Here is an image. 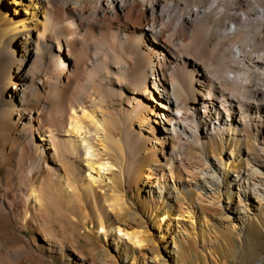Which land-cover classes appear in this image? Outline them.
I'll return each instance as SVG.
<instances>
[{"label":"bare ground","instance_id":"obj_1","mask_svg":"<svg viewBox=\"0 0 264 264\" xmlns=\"http://www.w3.org/2000/svg\"><path fill=\"white\" fill-rule=\"evenodd\" d=\"M117 97L127 102L115 119L105 108ZM0 101V264H57L47 257L65 247L83 258L43 218L57 193L44 183L70 194L69 168L95 209L112 197L95 222L108 246L93 257L177 264L155 235L176 243L185 227L165 214L153 232L116 182L103 184L114 166L94 139L122 157L119 125L137 150L162 140L165 160L146 175L153 216L196 188L234 230L247 229L253 210L264 218V0H0Z\"/></svg>","mask_w":264,"mask_h":264},{"label":"rangeland","instance_id":"obj_2","mask_svg":"<svg viewBox=\"0 0 264 264\" xmlns=\"http://www.w3.org/2000/svg\"><path fill=\"white\" fill-rule=\"evenodd\" d=\"M18 6L23 9L21 4H18ZM46 78L47 76L44 73L38 76V80L41 83H45V86L48 88L49 85ZM126 99L127 97L114 98L111 101V104L113 103L112 107L110 109L106 107L105 109L111 110L116 119V109L117 111H121L127 102ZM106 102H109V100H106ZM1 108L2 102L0 101V111ZM111 121L116 126V120L113 118ZM119 127L120 125L118 126L119 134L117 139L123 153L122 157L116 153L104 136L98 135L97 139H94V142L102 150L104 160L111 161L114 166L111 170L105 171L106 178L103 184L106 185V188H110L112 181L116 182L120 186V193L123 195L127 194L129 202H134V206L146 216L149 221V228L153 232L156 233L152 229V225H154V222L163 221L162 219H164L165 214L169 218H166L163 222H171L172 225L179 222L181 228L185 227V233L175 236L174 240L176 243H173L172 238L161 240L158 234L155 235V241L161 245V250L169 254L174 263L264 264V218L257 211H252L248 227L244 232L240 228L234 230L233 226L229 227L227 224L219 223V218L223 215V210L220 207H216L213 202L204 201V199L202 202H199L196 188H193V191L182 188L181 191L187 194V199H184V197L179 198V200L177 198L171 199V204H167L166 208L158 216H153L152 212L156 209L157 205L150 202L146 194V184L155 178L154 176L148 178L146 175L148 173L154 175L153 164L156 160L159 158L165 160L162 153V140L157 141V148L149 144L152 140H144L141 148H139L140 150H137L135 147L132 148V146L125 144L122 140V133H120L121 129ZM103 139L105 140L103 141ZM186 149L192 150L191 147ZM106 150H109V152ZM210 154H212L211 150ZM122 161L126 164L129 172H125L122 169ZM66 173L68 176L64 181H68L71 185L70 189L72 190L70 194H66L64 190L62 191L61 186L55 181L44 183L48 187V190L57 191V193L54 192L56 195L48 198L43 218L46 220L47 225L50 222L53 223L51 231L53 233L58 232L59 239L64 240V236H67L70 241H73L76 249L83 255V258H79L70 247H65L64 251L51 254L52 257H47V260L48 262H57V264H102L100 259L93 257V253L102 250L104 246H108V241L103 232H100L99 229L97 230L95 222L101 219L98 211L103 213V205L108 204L112 197L107 196V201L96 199L98 206L95 209L93 204L95 203L94 199L88 198L78 187L80 179L78 175L80 176V174L74 172L71 168ZM94 174H97V172L95 171ZM49 183L53 185H49ZM109 194H112L111 190ZM222 199L227 201L225 197ZM150 205L153 207L150 208ZM187 207H190L188 210L192 212L191 214L190 212H181L182 208ZM254 213L257 214L261 221L256 222L253 219ZM192 215H195L194 220L190 219ZM104 219L106 220V218ZM207 223H213L215 227L211 229L206 225ZM4 228L6 229V233L9 234L8 230L11 226L5 224ZM25 233L27 237L33 235L30 230H27ZM38 237L39 240H36V243L47 254L46 244H41L43 241L42 236L39 235ZM7 238V236H4L3 240ZM11 242L19 243L20 240ZM127 244L132 246L131 242H127ZM129 246L125 245L124 247L131 250ZM123 260L126 261L125 264H135L126 255L123 256Z\"/></svg>","mask_w":264,"mask_h":264}]
</instances>
